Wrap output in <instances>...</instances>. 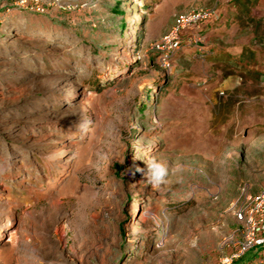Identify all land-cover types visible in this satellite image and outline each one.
<instances>
[{"label": "rangeland", "instance_id": "374dc122", "mask_svg": "<svg viewBox=\"0 0 264 264\" xmlns=\"http://www.w3.org/2000/svg\"><path fill=\"white\" fill-rule=\"evenodd\" d=\"M262 192L264 0H0V264H224Z\"/></svg>", "mask_w": 264, "mask_h": 264}, {"label": "built area", "instance_id": "2783aa9c", "mask_svg": "<svg viewBox=\"0 0 264 264\" xmlns=\"http://www.w3.org/2000/svg\"><path fill=\"white\" fill-rule=\"evenodd\" d=\"M61 0H56L59 3ZM215 9H191L178 14L171 29L162 37L156 46L164 57L163 66L169 67V58L182 47L185 35L194 28L212 21L216 17ZM250 206L235 212V219L243 224L241 240L235 244L236 249L231 252L230 258L224 264H233L256 247L264 248V192L249 198ZM260 252L257 260L249 264H264V255Z\"/></svg>", "mask_w": 264, "mask_h": 264}, {"label": "clouds", "instance_id": "9594fccd", "mask_svg": "<svg viewBox=\"0 0 264 264\" xmlns=\"http://www.w3.org/2000/svg\"><path fill=\"white\" fill-rule=\"evenodd\" d=\"M147 171L144 173L145 180L152 185L153 188H159L162 184L166 183V177L169 175L168 168L156 161H146Z\"/></svg>", "mask_w": 264, "mask_h": 264}, {"label": "trees", "instance_id": "16d2710c", "mask_svg": "<svg viewBox=\"0 0 264 264\" xmlns=\"http://www.w3.org/2000/svg\"><path fill=\"white\" fill-rule=\"evenodd\" d=\"M120 13L119 11H117ZM263 247H256L250 250L245 256H243L240 260L234 262L233 264H249L255 260H257L260 252L263 250Z\"/></svg>", "mask_w": 264, "mask_h": 264}, {"label": "bare ground", "instance_id": "6f19581e", "mask_svg": "<svg viewBox=\"0 0 264 264\" xmlns=\"http://www.w3.org/2000/svg\"><path fill=\"white\" fill-rule=\"evenodd\" d=\"M46 177H52L51 170L48 167L43 169L42 175L41 176H37L36 180L39 181V182L40 181L42 182ZM56 183H58V182H56ZM53 185L55 186L57 184L54 183Z\"/></svg>", "mask_w": 264, "mask_h": 264}]
</instances>
